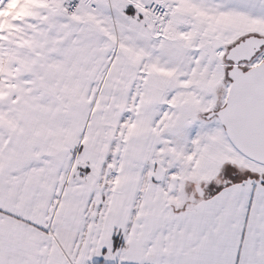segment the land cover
I'll use <instances>...</instances> for the list:
<instances>
[{"label":"snow or ice","instance_id":"6c2138e0","mask_svg":"<svg viewBox=\"0 0 264 264\" xmlns=\"http://www.w3.org/2000/svg\"><path fill=\"white\" fill-rule=\"evenodd\" d=\"M0 264H264V0H0Z\"/></svg>","mask_w":264,"mask_h":264}]
</instances>
